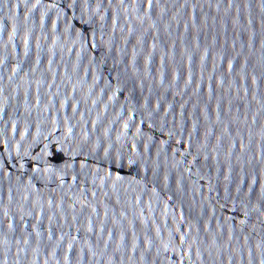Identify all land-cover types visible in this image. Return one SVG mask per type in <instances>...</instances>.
Masks as SVG:
<instances>
[{
	"label": "water",
	"instance_id": "obj_1",
	"mask_svg": "<svg viewBox=\"0 0 264 264\" xmlns=\"http://www.w3.org/2000/svg\"><path fill=\"white\" fill-rule=\"evenodd\" d=\"M0 264H264V0H0Z\"/></svg>",
	"mask_w": 264,
	"mask_h": 264
}]
</instances>
